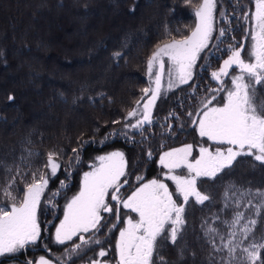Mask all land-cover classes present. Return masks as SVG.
Listing matches in <instances>:
<instances>
[{"label":"trees","instance_id":"trees-1","mask_svg":"<svg viewBox=\"0 0 264 264\" xmlns=\"http://www.w3.org/2000/svg\"><path fill=\"white\" fill-rule=\"evenodd\" d=\"M97 1H99L97 5L99 4L100 8H103V5L109 6L127 17L143 16L148 11L155 15L154 20L148 21L145 18L146 21L141 26H138L140 24L135 20L130 22L125 33L121 32L120 35L115 36L118 42L114 44L107 42L106 34H96L99 35V38L95 37L97 38L96 44L100 48L95 50L91 47L87 60L80 61L81 64H92V66L99 61L103 63V66L107 65V73L118 77L129 76L127 86L122 87L120 84L113 89L105 82H93L89 79L77 80L69 77L70 75H67L70 78L69 83L63 80L52 81L53 74L48 72L45 76L42 71H51L53 66H58L61 70H69L75 64L69 57L63 61V64L57 61L56 56L59 52L57 49L52 50V46L48 45L47 57L44 58L40 52L42 48H46L45 44L41 43L44 39L41 37L35 39L33 32H41L47 23H52V31L56 35L66 34L74 27L78 28L80 21L88 19L91 15L96 16L92 13V6ZM198 2L199 0H193L192 4H187L186 0H41L39 6L35 8L30 0H0V70H15L18 67L23 73L27 69L30 70L29 77H26L27 80H22L20 84L25 89V93H30L35 98L37 96L43 98L46 101L45 107L51 110L53 116L60 117L63 108H70L78 113L87 112L89 115L86 122L76 121L77 123L64 128L57 123L51 127L47 126L48 129L34 126L26 131L23 126H29L30 121L20 116L22 112L18 103L20 87L7 88L0 83V125L4 126V130L0 131L2 142L0 165H7L12 169L7 173L0 171V186H3L10 176H15L14 187L17 189L15 194L18 198L22 197V190L26 183L31 182L32 174L37 173V169L41 172L48 171L44 165L50 152L58 154L57 162L61 164V168L57 176L49 181V185L55 186L57 181L63 177H66L64 179H67L70 184L66 192H61L64 194L61 195L62 197L55 198L54 209L46 208V203L45 205L41 203L39 219L42 227V242L17 254L18 258H25L26 255L34 261L38 255H45L58 264L61 260L65 261V264L89 263L92 259H102L109 264L114 261L117 229L122 223L117 224L116 229H112L111 225L116 221L109 213L103 214L105 227L99 233L95 236L93 233L85 234L86 237H98L101 244L88 246L80 255L72 256L71 259L65 255L66 250L77 243L76 238L64 245H58L53 240L54 225L62 215L64 203L77 190L81 172L98 154L112 149L124 153L127 161V175L121 179H126L128 183L123 186L124 192L120 195L121 197L125 198L145 181L159 179L167 182L174 193V199H177L174 185L170 180L164 179V173L168 170L160 166L158 161L160 154L164 150L185 143L193 144L194 149L201 144L212 149L221 147L212 144L211 141L205 143L201 140L191 124L192 117H189L188 113H196L201 107V100L211 95L209 90L215 86L211 81V72L226 55L223 44L219 46V49L210 45V48L201 54L192 80L188 84L173 89L157 103L153 113V123L144 126L146 130L143 135L124 127L126 122L132 121H125L128 111L136 106L137 101H141L144 95L142 89L149 87L148 58L157 44L168 39V33L177 39L189 34L191 27L195 24L193 7ZM250 5L251 0H217L215 26L217 29H229L225 38L227 45L229 43L241 44L246 25L240 17ZM42 7L49 12H44L41 16L38 12H42ZM221 12L224 13L223 17L220 15ZM68 18H75L77 22L70 24L67 22ZM226 19L230 23L226 22ZM93 30L92 26L83 27L84 39L88 40L93 37L95 33ZM213 35L215 37L218 33ZM244 39L248 40L247 37ZM215 43L214 40L213 44ZM56 45H58L56 48H62L67 44L59 40ZM115 52L122 53V56L114 57ZM209 52L214 55L207 56L206 53ZM244 55L247 58V51ZM29 56L35 58L30 60ZM22 61H25L24 66H22ZM209 63L211 66L205 68L204 65ZM18 75L21 76L20 73ZM43 79H47L45 83L41 82ZM10 95L14 97V100H8ZM257 100L264 102V87L259 88ZM215 101L213 104L218 103L217 100ZM19 111H21L20 115ZM13 115L16 117L11 119ZM117 120L121 123H113ZM124 132H127V137L112 135ZM105 137L108 139L105 140ZM74 148L80 151L78 164L71 160L75 155L72 151ZM149 152H151V157L148 155ZM29 153H31L30 156ZM196 153L197 151L194 152ZM69 164H72L71 168L68 167ZM17 168L20 169L18 176L16 175ZM176 171L187 173L185 169ZM138 177H143V179L138 182ZM197 186L210 199L203 205L196 204L190 199L184 214L186 223L176 243L172 244L166 238L160 239L153 257L154 264H220L223 254L213 252L206 241L202 226L206 221L213 223L217 215L221 219L230 216V212H224L221 209L223 208V194L231 186H235L236 190L256 191L259 189L264 191V165H260L253 157L240 156L230 169H225L214 180L199 179ZM55 187L51 192L58 190ZM180 200L182 201V198ZM7 203L8 201L0 193V204ZM251 211L249 209L246 215ZM125 213L126 210L121 209L122 220ZM254 218L258 220L254 235L259 241L261 237H264V209H261L259 217ZM40 246H45L50 251L42 250ZM101 248L108 251V256L104 258L98 256ZM160 257H163V260ZM10 258L13 257H1L0 264L16 261V258ZM262 260H264V254H262Z\"/></svg>","mask_w":264,"mask_h":264},{"label":"snow or ice","instance_id":"snow-or-ice-1","mask_svg":"<svg viewBox=\"0 0 264 264\" xmlns=\"http://www.w3.org/2000/svg\"><path fill=\"white\" fill-rule=\"evenodd\" d=\"M253 2L254 10L251 13L245 11L240 17L245 24H251L250 30L245 28L247 38L251 41L250 48L246 50L244 44L229 43L225 49L228 58L223 61L218 71L211 72V78L220 87L211 88L209 91L225 92V95L220 97L217 104L212 103L217 100L216 95L205 97L196 113H188L192 117L191 124L202 141L228 147L212 149L201 144L198 149H194L193 144H185L160 156V166L168 170L164 179L175 185L177 199L173 198L174 193L169 190L168 184L159 179L139 184L126 198L121 197V188L128 183L126 179H121L127 175L124 153L113 151L97 157L98 165L90 166L92 170L83 174L79 191L66 202L63 219L55 226L56 244L64 245L74 237L79 239V243L66 250L68 259L80 255L90 245L101 244L98 237H86L84 234L93 233L95 236L99 233L105 227L103 214L109 213L116 221L111 225L112 229L122 223L117 229L115 259L111 264H154L153 257L160 239L166 238L172 244L176 243L186 223L184 214L190 199L200 205L210 199L199 190V179L214 180L225 169H230L240 156L253 157L260 165H264V102L257 100L259 88L264 87V0ZM186 3L192 4L193 0H186ZM216 12L217 0H199L193 7L195 24L189 34L177 39L168 33V39L156 45L147 60L149 87L142 89L144 95L141 100L144 102L141 104L137 101L136 107L128 111L125 121L136 119L133 123L126 122L125 128L143 135L146 130L144 126L153 123L152 110L161 95V82L165 74L168 76V90L188 84L193 78L201 54L210 45L219 49L221 44L227 42L225 38L229 29L216 28ZM220 15L223 17L224 13L221 12ZM226 22L229 21L226 19ZM214 33L218 35L214 37ZM245 51L247 58L242 55ZM206 55L211 56L214 53L209 52ZM113 56L119 58L122 53L115 52ZM165 57L169 65L167 73ZM210 66V63L204 65L205 68ZM233 67L239 70V74L231 75V86L226 88L223 78L229 77ZM8 100L12 101L14 97L10 95ZM112 135L127 137V132ZM72 151L75 155L71 160L78 164L80 151L78 148ZM195 151H198V156H194ZM148 155L151 157V152ZM57 157L55 152L48 154L44 165L48 171L41 172L37 169L39 174H32L31 182L26 183L22 190V197L18 198L15 194V176H10L0 186V193L8 201L7 204H0V257L15 258L27 248L42 242L39 212L49 181L57 176L61 168ZM68 167L71 168L72 164ZM179 169H185L187 175L177 173L176 170ZM0 171L7 173L12 169L7 165H0ZM19 174L20 169L17 168L16 175ZM142 179L143 177L137 178L138 182ZM60 185L61 190L67 187L64 181H60ZM61 190L54 191L45 198L46 208H55L54 201ZM121 209L135 213L136 216L126 215L122 220ZM249 209L252 211L246 215ZM261 209H264V191L236 190L235 186L225 191L221 211L230 212V216L221 219L217 215L213 223L206 221L202 226L206 241L213 252L223 254L220 264H264V237L257 241L254 235L258 224L254 217L261 215ZM98 256L104 258L108 256V251L101 248ZM160 259L163 260V257ZM27 264H52V261L41 255L35 262L28 260ZM60 264H65V261L61 260ZM90 264L109 262L92 259Z\"/></svg>","mask_w":264,"mask_h":264},{"label":"rangeland","instance_id":"rangeland-1","mask_svg":"<svg viewBox=\"0 0 264 264\" xmlns=\"http://www.w3.org/2000/svg\"><path fill=\"white\" fill-rule=\"evenodd\" d=\"M30 3H33V6L36 8V6H39V4L41 3V0H30ZM97 3H99V1H97L96 4H93V6H92V13L96 16L92 17V15H91L88 19H85L82 22L80 21L78 28L74 27L73 29H71L72 31H70L66 34L56 35L55 32L52 31V27H53L52 23H47L45 29L44 30L42 29L41 32H39V31L33 32L35 39H39L40 37L42 39H44V42H41V43L43 45L45 44L46 48L44 47L40 51L41 55H43L44 58L47 57V53H48L47 45H48L49 47L52 46V48H53L52 50L55 51V49H57V51L59 52V54H57V56H56L57 61H60V63L62 62V64H63V61H65L67 59V57H69L72 59V61L75 64V66L73 65V67H70L69 70L68 69L67 70H64V69L61 70L58 66H53L52 67L53 69L51 71H42V74H45V76H46V74H48V72L49 73L51 72V74H53L51 76V78L53 77L52 81L63 80V82L69 83L70 82L69 77H71V78H74L77 80L89 79V80H93V82H96V81L105 82L109 85V87H111L113 89H114V87L116 88V86H118L120 84L122 85V87L127 86V83L129 82V76L126 75V76L118 77V76H114L113 74L107 73V65L103 66V63H100L99 61L94 63L93 66H92V64L91 65L81 64L80 61L85 60V59L87 60L88 54H90V51H91L90 50L91 47H93V49H95V50H98L100 48V46L98 44H96V40H97V38H99L98 37L99 35L97 36L96 34H106L107 42L114 44V43L118 42V38L115 39V36L120 35L121 32L125 33V31L128 29L127 27L129 26L130 22L135 20L138 22V24H140L138 26H141V24H143L146 21L145 18L148 21H150L151 19L155 18V15L153 12L148 11V13L145 14L146 16L145 15H143V16L137 15V16H135V18L134 17L133 18L127 17V16L123 15L122 13H117L115 10L111 9L109 6L103 5V8H100L98 6L99 4L97 5ZM51 7L53 8V5H51ZM42 8H43L41 10L42 12L41 13L38 12V14H40L41 16L44 15V12H49L46 8H44V7H42ZM253 10H254V2H253V0H251V5L249 7L247 6V12L251 13V11H253ZM77 18H78V16H77ZM74 21H76L75 18H68L67 19V22L70 24L73 23ZM33 22H36V21L33 20ZM149 24H148V26H149ZM245 25H246L245 28H248L249 30L251 29L250 23L245 24ZM90 26L94 27L93 31L95 32L94 33L95 35L93 34V37H91L87 40V38L84 39L82 28L83 27L90 28ZM247 36H248V34L245 32V35L242 37V41H241V44H244V47L246 50L248 48H250V46H251V41L249 39L248 40L244 39ZM95 37H97V38H95ZM59 40L64 41L67 45H65V47H62V48H60V47L56 48V46H58V45H56V43ZM92 40H94V41H92ZM58 43H60V42H58ZM223 45H224L225 49L228 47V45L226 43ZM223 45H221V46H223ZM242 55L246 58L244 53H242ZM33 58H35V57L29 56L30 60H32ZM227 58H228V56L226 54L221 59V61L219 62V64L217 65V67L213 71H218V69L223 64V61ZM164 59L166 61L165 73H167V69H168L169 65L167 63V58L165 57ZM22 63H23L22 66H24L25 61H22ZM64 72L66 75L64 74ZM18 73L21 74L20 77H19ZM233 74H239V70L236 69L235 67L230 69L229 77L223 78L226 88L231 86L230 77ZM29 75H30V70L27 69L26 72L23 73L20 71L19 67L17 69L15 68V70H13V69L12 70H6V69L0 70V83L2 86L7 87V88H10V87H16L17 88L18 86L20 87L19 88L18 103L20 104L19 108L22 109V112L19 111L18 114L20 115V112H21V115H20L21 118L22 117L27 118L30 121L28 123L29 126H27V125L23 126L24 130L27 131L28 129H30L31 127H34V126L48 129L47 126L51 127L52 125L57 124V123H59L61 125V128H64L67 125H70L72 123H77L76 121L86 122V120L89 119V117H88L89 115L87 112L78 113L76 111L71 110L70 108L69 109L68 108L61 109V113H60L61 116L60 117L59 116H53L51 113V110L49 108L45 107L46 101L43 98H40L39 96H37L35 98L34 96L32 97V95L30 93L24 92L25 89L22 87V85L20 83H22V80H27L26 77H29ZM67 75H70V76L67 77ZM193 76H194V72H193ZM46 80L47 79H43V80H41V82L45 83ZM211 81L215 84V86L213 88H219L220 87V85L215 80H213L212 78H211ZM161 83H162L161 95L157 99L156 104L152 110V119H153V113L155 111V108L157 107V103L162 98H165L166 95L170 91L177 88V87H175L172 90H168V76H167V74H165ZM179 86H181V85H179ZM153 87H154V85H153ZM149 95H150V93H149ZM212 95L217 96V102H218L220 97L225 95V92H219V93H212L211 92V95L208 97H211ZM145 99H147V97H145ZM140 102H141V104H143L144 101L141 100ZM214 102H216V101H213L212 103H214ZM210 106H212V105H210ZM14 117H16V115L11 116V119H13ZM59 118H61V119H59ZM135 119L136 118H133L130 123L135 122ZM3 130H4V126L0 125V131H3ZM12 133H13V131H12ZM185 144H189V143H185ZM185 144H181V145L169 148L167 150H164L160 154V156L164 152L170 151V150L175 149V148L182 147ZM0 146H2L1 141H0ZM226 147H228V146L227 145L221 146V148H226ZM197 149H198V147H197ZM113 151H120V150H117V149L108 150L106 152L98 154L90 162H88L87 168L84 169L81 172V175L79 176V185H78V188L74 194H76L79 191V187H80V183H81L83 174L85 172L92 170L90 166L98 165L99 162H98L97 157H99L101 155H107L108 153L113 152ZM160 156H159V158H160ZM194 156H198V151L196 154H194ZM182 173L187 175V173H185V172H182ZM64 178H66V177H63L62 179L57 181V183H56L57 186L55 185L56 187L55 186L52 187L51 185L48 186V189L45 190L44 198H42V201H41V203L43 205H45V198H47L51 195V193H52L51 190H53L54 187H55V189L61 190L60 181H64L65 184H67L66 188H68V186L70 185L69 181L67 179L65 180ZM148 181H150V180H148ZM148 181H145L143 183H146ZM163 182L167 184V182L165 180H163ZM143 183H141V184H143ZM174 187H175V185H174ZM66 188L62 189L60 191V195L57 197L60 198L61 195H64L61 192L62 191L66 192ZM169 190L172 191L170 189V187H169ZM123 192H124V188L122 187L119 195H121ZM73 195H71L68 200H70ZM57 202H58V200H57ZM66 202L64 203V205L66 204ZM110 203H114V202L110 201ZM64 205H63V208H64ZM124 210H126V209H124ZM127 211L128 210H126V213L124 214L123 219L126 218V215H131L133 217L136 216L135 213L133 214V213H129ZM48 217L49 216L46 217L47 220H49ZM62 219H63V211H62V215L60 216V218L57 220L56 224L54 225L53 240H54V234H55V226H58L60 220H62ZM121 226H122V224H121ZM117 237H118V234H117ZM75 238L77 240L76 242L79 243L78 237H74L73 239H75ZM40 256L41 255H38L37 258H35L34 262L36 260H38V258ZM43 256H45V255H43ZM45 258L51 260L52 264H58L47 256H45ZM11 264H27V263L26 262H14V263L11 262ZM81 264H90V262L89 263H81Z\"/></svg>","mask_w":264,"mask_h":264},{"label":"flooded vegetation","instance_id":"flooded-vegetation-1","mask_svg":"<svg viewBox=\"0 0 264 264\" xmlns=\"http://www.w3.org/2000/svg\"><path fill=\"white\" fill-rule=\"evenodd\" d=\"M40 249H42V250H46L47 252H49L50 250L49 249H47L45 246H40L39 247ZM19 256H16L15 258H16V261L15 262H26L27 263V261L28 260H30L26 255H25V258H18ZM18 258V259H17ZM10 259H13V258H10ZM14 263V262H13ZM11 264V263H10Z\"/></svg>","mask_w":264,"mask_h":264}]
</instances>
